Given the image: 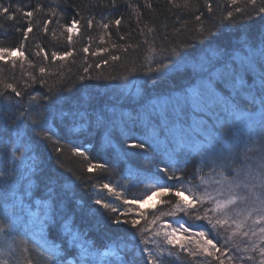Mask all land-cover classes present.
<instances>
[{
  "label": "trees",
  "instance_id": "trees-1",
  "mask_svg": "<svg viewBox=\"0 0 264 264\" xmlns=\"http://www.w3.org/2000/svg\"><path fill=\"white\" fill-rule=\"evenodd\" d=\"M148 2L153 9L145 7L146 0H116L115 8L110 6L111 0H0V5L9 7L8 14L0 15V47L19 48L24 54L7 58V63L0 61V81L12 83L23 93L16 97L0 83V91H4L0 96V224L12 229L0 234V246H12L9 264H25L27 260L32 264H53L49 253L54 246L60 252L56 264H81V245L92 253L87 264H128L132 260L147 264L145 245L136 230L112 224V218L119 213L105 211L94 200L104 198L120 211H127L129 218L139 216L131 212L130 205L108 195L106 190L94 188V184L110 183L124 197L138 202L144 197L146 186L182 183L190 188L198 185L201 176L221 179L219 173L223 171L231 180L242 171L241 149L257 138L264 124L258 80L253 84L240 67L245 51L238 42L255 28H249L247 20H224L231 10L227 0H210L214 9L211 16L206 0H198L202 21L216 26L215 36L205 33L200 38L194 30L200 22L195 21L194 15L172 8L167 0ZM135 8H139V13ZM27 11H32L33 16H24ZM9 14L14 19H7ZM92 16L93 27L87 28L85 21ZM117 18H122L119 26L111 23ZM73 19L81 20L79 31L68 33L65 26H70ZM98 22L108 23L109 27H99ZM185 22L186 30L174 34V28ZM29 25L32 32L25 40L24 30ZM145 25L155 28V34L148 35ZM145 39L149 44L154 41L158 50L167 51H159L153 57ZM129 44L134 47L127 48ZM37 45L48 53V60L44 59L45 52L36 55ZM178 45L180 54L172 55ZM83 47L89 51L83 52ZM53 51L60 55L71 51L72 56L53 61ZM92 52L99 54L93 56ZM113 54L121 59L112 61ZM105 59L107 64L102 63ZM161 61L167 67L157 72L155 68ZM12 62L16 63L15 68L11 67ZM97 63L101 64L99 68L95 67ZM88 65L92 67L84 73ZM233 65L244 77L243 83L231 75ZM39 67L46 69L43 77ZM30 75L37 82L33 83ZM80 76L86 78L81 80ZM41 80L46 82L43 86ZM33 95L38 100L30 105ZM37 104L38 111L48 120V135L59 142L63 152L57 153L52 141L40 140L34 134L25 132L22 139L17 137L21 111ZM181 110L175 123L183 128L182 132L172 119ZM29 126L30 121L25 129ZM134 141L145 144L143 152L127 147ZM75 149L84 150L93 162L105 164L108 171L88 173L84 170L87 162L71 154ZM130 152L139 154H126ZM165 164L182 181L167 180L158 171V166ZM164 200L175 197L164 196L153 210L140 212L147 217L141 225L171 208ZM209 207L208 203L203 205ZM197 208L201 206L198 204ZM44 221L54 223V230L45 227L41 233ZM173 221L211 232L206 221H195L183 213L161 219L163 223ZM65 224L71 231H65ZM73 233L80 239L73 241ZM226 237L220 230L218 246ZM195 241L190 231L180 242L195 250ZM231 244L225 247L231 249L227 255L234 257L232 264H261L264 260L260 255L264 243L259 250L248 252L237 251ZM239 245L241 248L246 243L242 239ZM148 247L155 250L154 245ZM171 251L173 255L166 257L170 264H219L211 257H191L178 246ZM249 255L254 259H246ZM222 258L228 264L226 257Z\"/></svg>",
  "mask_w": 264,
  "mask_h": 264
},
{
  "label": "snow or ice",
  "instance_id": "snow-or-ice-1",
  "mask_svg": "<svg viewBox=\"0 0 264 264\" xmlns=\"http://www.w3.org/2000/svg\"><path fill=\"white\" fill-rule=\"evenodd\" d=\"M168 4L172 8L181 9L185 14H192L194 15V19L197 22H200L197 27L194 29L200 36L203 38L205 33L209 37L215 36L216 33L213 29L216 27L214 24L205 25L202 21V14L199 10L198 0H167ZM228 6L231 10L227 11V15L223 17L224 20L233 21L235 19L240 20H247L249 28H255L254 31H251L247 34L246 38L240 40L238 43L242 49L245 51V55L240 60V67L243 68L245 75H248L250 79H252V83L255 84L258 80V94L260 97V110L262 120H264V0H227ZM111 7H116V0H111ZM130 7H134L129 5ZM145 7L148 9H153V5L151 2L146 0ZM205 7L209 16L213 13V5L210 0H206ZM17 11H20L17 8ZM135 11L139 13V8H135ZM9 7L0 5V15L8 14ZM26 17H32L33 12L27 11L23 13ZM53 14L55 15V10H53ZM76 15H80L79 12ZM7 19H14L12 14L7 15ZM84 17H81L83 20ZM103 19V18H102ZM122 18H117L111 23H114L116 26L121 24ZM139 20V16L137 17ZM81 20L73 19L71 21L70 26H65V31L68 33H72L73 29H77V25L81 23ZM95 17L92 16L87 18L85 21V26L87 28H92L94 23ZM259 24L260 27L256 28L255 24ZM98 26L104 29L109 27L108 23H99ZM148 29V35H154L156 29L145 25ZM187 22L184 25L178 28H174V34H180L182 30H186ZM44 30L47 32V23L44 25ZM79 31V29H77ZM32 32V27H29L24 30V39L28 38V33ZM141 34H144L143 29H141ZM71 35L68 36V40L71 41ZM121 39H124L121 36ZM145 44H148L149 47L147 51L152 54L154 57L158 54L159 51H167V48L158 50L155 46L154 41L149 44V41L145 39ZM22 47V46H21ZM134 46L129 44L127 48H133ZM138 47V46H137ZM39 51H37L36 55L39 56L41 52H45L43 48H40L37 45ZM127 48L124 51H127ZM181 46L178 45L176 48L172 50V55H179L181 51ZM82 51L87 53L89 51L88 47H83ZM107 51V49H105ZM93 56L98 55V52H92ZM19 55L23 57V52L19 48L9 49L0 47V61H4L5 63L8 62L7 58L12 56ZM72 56V52L68 51L65 52L63 55L58 54L56 51L51 52V59L53 61L60 59L64 60L67 57ZM44 59L48 60L49 55L45 52ZM110 59L112 61H118L121 59L118 55H111ZM147 59V57H146ZM103 64L108 63V59L102 61ZM29 66L32 67L33 65L29 62ZM101 66L100 63H97L95 67L99 68ZM12 68L16 67V63L12 62ZM23 67V65H21ZM92 65H88L84 67V73H87L89 68ZM162 67H167L160 62V65L155 68V71H161ZM39 72L43 77L46 69L44 67H39ZM252 74H254V79L252 78ZM231 75L233 77H237L240 83H243L244 77L239 75V71L236 65L232 66ZM85 76H80L79 79H85ZM91 78V77H87ZM30 80L35 83L37 82L36 77L30 75ZM42 86L45 81H40ZM3 84L4 90H11L12 93L16 97H21L23 93L16 88L12 83H7L0 81ZM31 86V85H29ZM51 91V89H49ZM4 95V91H0V96ZM43 99V98H41ZM252 101L255 102L256 96L251 97ZM38 100L37 96H31L30 98V105L33 102ZM39 104L36 107H30V109H24L20 113V118L18 119L17 123V130L16 135L18 138H23L22 134L27 132L29 136L35 135L40 140L52 141L55 145L54 150L57 153H61L64 151L63 147L59 145L58 141H53L52 136L48 135L50 132V126L46 117L43 116L42 113L38 111ZM25 112L28 113V116L25 117ZM181 112H177L175 118H172L174 121L175 126L177 127L178 131H183V128L176 124L175 122L181 116ZM30 121V126L25 129L26 123ZM127 147L132 150H139L143 152L145 149V144L143 142L134 141L128 143ZM19 151V149H17ZM241 151L244 153V159L250 160L251 158L247 155L253 151H256L260 154V158L255 167L251 164H246L244 166V176L245 181L243 183L237 182L234 183L235 177L231 180L224 175L223 171H220L219 175L221 179L216 180L215 183L221 185V188L217 189L215 194L210 191L205 190L202 193L195 192L192 188H185L183 184H176V185H167L162 184L155 187L150 195H146L144 199L140 200L139 203H145L148 199H152V197H164L171 194L172 197H175V200H164L163 203L171 205V208L167 211L162 210L159 214L153 215L151 221L141 225V220H147V217L144 215L137 214L139 218H129V214L127 211H120L117 207H115L111 202L105 200L104 198L98 197L94 200L96 205H99L107 212L111 213H119L117 216L113 217L111 220L112 224L117 226H128L131 229H135L136 233L140 236V242L145 245L143 249V254L147 256V264H170V262L166 259V257H171L173 252L171 249L179 247L182 252H187V254L191 257L197 256H207L213 259H216L219 264H226L225 259L222 257H226L228 264H232L234 257L228 256L227 252L231 249L226 248L225 246L229 243H232V247L235 248L237 251H255L256 248L259 247L261 243H264V124H262L261 131L257 134V138L254 140H250L249 143L245 144ZM73 156H78L83 158L86 161L85 171L88 173L94 172H106L108 168L105 164L102 163H95L93 162L90 157L86 154L84 150L75 149L72 150L71 153ZM127 155H134L139 153H126ZM203 162V161H202ZM223 167V166H221ZM213 171H215V166H213ZM158 171L163 173L167 180H176L182 181L181 176H177L175 171L171 170L170 167L165 164L162 167L158 166ZM239 174V172H238ZM201 184H205L204 178L200 177ZM225 186L226 190L228 191V195L225 197ZM94 188H98L101 192L104 190L107 191L108 195L113 196L117 200H122L125 205L135 204L137 201L135 199L130 200L127 197H124L122 193L112 186L110 183H103L100 185H93ZM243 187L246 189L247 193L251 195L254 207L246 212V214L241 211L235 209V206L238 202H247L249 199V195H239L237 194V190ZM260 188L261 191L257 192L256 189ZM187 193V194H186ZM224 197V198H221ZM205 203H209L211 207L203 208ZM200 205L203 208L201 212V208H197V205ZM177 213H183L185 216H188L190 219L195 221L204 220L207 222L208 225L211 227V232L204 230L201 226L196 225H188L185 226L184 224H177L176 226H172L166 223L161 222L162 217L171 216L174 217ZM211 213V215H209ZM255 213V215H253ZM243 215V219H237L235 217H240ZM123 217V218H122ZM251 219V225H248V220ZM160 222V223H158ZM156 225V227H153ZM260 225L259 228L256 226ZM234 226V227H233ZM45 227L49 229V231L54 230V223L49 224L48 221H44L40 225V232L43 233ZM12 229L5 228L2 224H0V234H5L10 232ZM126 230V229H125ZM220 230L228 231L229 234L226 238H224L223 244H220ZM65 231H71L70 227L65 224ZM196 237V249L193 250L189 248L185 243H181V237L189 232ZM150 235H145V234ZM178 233L180 235H178ZM241 237V238H248L249 242H252V237H257L256 242H252V247L249 249L248 247H244L243 249L240 248V245L234 243V238ZM43 239V236H41ZM73 241L80 239L79 235L76 233L72 234ZM163 245L169 246L165 248ZM192 241L189 239V243ZM149 245H154L155 250L148 247ZM222 248L224 251H222ZM81 264H87V257L91 256L92 253L89 251L88 248H85L81 245ZM27 251V248L24 249ZM217 253H221V256H217ZM107 254V253H106ZM260 255L264 257V248H260ZM50 259L53 261V264H56L60 258L59 249L55 246L51 249L49 253ZM239 259H244V257H240ZM246 259L252 260L254 257L251 255L247 256ZM0 264H8L5 260H0ZM25 264H32L31 260H27ZM128 264H136L135 260L129 261ZM261 264H264V260H261Z\"/></svg>",
  "mask_w": 264,
  "mask_h": 264
},
{
  "label": "rangeland",
  "instance_id": "rangeland-1",
  "mask_svg": "<svg viewBox=\"0 0 264 264\" xmlns=\"http://www.w3.org/2000/svg\"><path fill=\"white\" fill-rule=\"evenodd\" d=\"M251 159L250 160H245L243 159V168H242V171L237 175L235 176V180L233 181L234 183H237V182H240V183H243V182H246L245 181V176H244V166L246 164H251L253 167L256 166L259 158H260V154L256 151H253L251 153H248L247 154ZM216 180H219V179H209V178H204V181H206L205 184H201V180H199V183L197 186H193V187H190L192 188L195 192L197 193H202L204 192L205 190L207 191H210L212 192L213 194H215L216 190L221 188V185L215 183ZM156 186H146V191H145V195L142 199L145 198L146 195H150L151 194V191L155 188ZM257 192L258 189H256ZM187 194V193H186ZM228 191L226 190V186H225V192H224V196L226 197L228 195ZM237 194L239 195H249L246 191V189H244L243 187H241L240 189L237 190ZM162 197H152V199H148L145 203H139V201L135 204H130V206L132 207L131 209V212L132 211H135V215L139 214L140 212H145V211H148V210H153L159 203H160V200H161ZM221 198H224V197H221ZM141 199V200H142ZM209 204V203H208ZM254 203H253V200H252V197L251 195H249V199L247 202H238L235 206H233L235 209L237 210H241L243 211L245 214L248 210H250L252 207H254ZM255 215V213L253 214ZM237 219H243V215L240 216V217H235ZM252 221L251 219L248 220L247 224L248 225H251ZM166 224H169V225H172V226H176L177 224H181L179 221H173L172 223H166ZM258 226V225H257ZM256 226V227H257ZM234 227V226H233ZM224 234L227 236L229 234L228 231H225L224 230ZM178 235H180L178 233ZM2 236L0 235V243L3 242V238H1ZM245 241L246 243V246L244 247H248L249 249H251L252 247V242H249L248 238L244 237V238H241V237H236L234 238V243H237V244H240L241 241ZM257 237H252V241L253 242H256L257 240ZM232 245V244H231ZM244 247H241L242 249ZM260 247V246H259ZM260 248H264V244L263 246H261ZM258 248H256L257 250ZM259 250V249H258ZM106 252H108V250H106ZM105 252V253H106ZM12 254V246H9L6 248L4 247H1L0 246V260H5L8 262L9 264V261H10V258L12 257L11 256ZM103 254V253H102ZM12 261V260H11ZM14 261V260H13ZM12 264V262H11Z\"/></svg>",
  "mask_w": 264,
  "mask_h": 264
}]
</instances>
